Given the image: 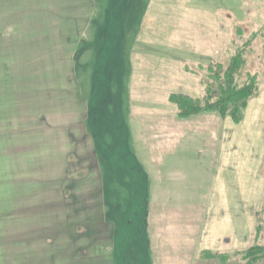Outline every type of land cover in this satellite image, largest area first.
<instances>
[{"label":"rangeland","instance_id":"obj_1","mask_svg":"<svg viewBox=\"0 0 264 264\" xmlns=\"http://www.w3.org/2000/svg\"><path fill=\"white\" fill-rule=\"evenodd\" d=\"M112 3L0 0V264H128L144 239L123 241V228H205L203 195L225 186L253 194L237 212L264 247V0H118L110 16ZM213 10L217 94L258 87L243 124L178 121L169 103L172 93L207 94L172 55L193 50L183 34L194 37ZM117 35L119 57L106 66L102 53ZM166 55L175 81L160 85L153 79L166 74L148 64ZM238 56L241 71L226 82ZM97 113L118 114V132L94 123ZM244 159L242 179L233 163ZM160 191L172 199L148 200ZM245 255L225 263L264 264V253Z\"/></svg>","mask_w":264,"mask_h":264},{"label":"crops","instance_id":"obj_2","mask_svg":"<svg viewBox=\"0 0 264 264\" xmlns=\"http://www.w3.org/2000/svg\"><path fill=\"white\" fill-rule=\"evenodd\" d=\"M209 10V9H208ZM203 12H206L203 11ZM212 14L214 18H210V22L207 25H201L200 29L196 30L195 36H190L189 34H183L182 39H188L190 41H194L193 45H190V48L193 50L184 51V53L172 55L173 58L182 59L179 60L182 66V72L187 73L189 75H194L198 85H201L203 90L207 88L206 85V73L209 68L216 64L217 58V16L216 10H213ZM213 19V21H212ZM208 29V30H207ZM229 46L232 45V38L230 35ZM226 51V50H225ZM228 51L232 52V48L228 49L224 52V55L229 56ZM176 52V51H175ZM179 52V51H178ZM162 54V53H160ZM166 59L154 60L152 63L148 64L151 67H160L161 72L166 74L165 78L161 76H157L156 79H153L156 83L162 85V81L171 82L175 81V78H170L168 72H174L169 69L170 62L169 55H166ZM232 57V54H230ZM156 65V66H155ZM151 72V71H150ZM160 73V72H159ZM195 74H198L196 76ZM161 77V81L158 78ZM158 85H154V88H157ZM164 87H167L164 85ZM172 93L171 95H173ZM186 95V94H183ZM188 96V95H187ZM194 99H202L190 96ZM170 98V97H169ZM256 98L250 99L248 103V107L244 113L243 120L241 124L244 122H249L251 118V114L249 112L251 104L253 100ZM169 103L170 99H169ZM172 104V103H171ZM174 105V104H172ZM255 105V104H253ZM175 106V105H174ZM252 113V112H251ZM253 114V113H252ZM206 116L214 117V120L218 115L216 114H204ZM203 115H199L190 119H180L177 114V120H192L197 121V117ZM254 116V114H253ZM224 121L229 120L234 124V122L230 119H222ZM200 126V124H199ZM195 128H197L195 126ZM199 128V127H198ZM210 128V127H209ZM200 130V129H199ZM215 130V129H213ZM197 132H201L202 130ZM205 131V130H203ZM211 132V130L209 129ZM213 132V131H212ZM213 134V133H212ZM227 152V151H226ZM225 152V162L224 168L227 169V161L229 160L226 157ZM238 163V162H236ZM230 170L231 162L229 160ZM248 161L245 162V159L240 162V164L233 163V173L236 171L237 173H242L241 178H244L248 175ZM247 166V167H246ZM259 180V179H258ZM154 193H151L148 197L149 201H167L172 198H168L163 192H156L155 198ZM253 195V194H252ZM252 195H242L238 193H227L226 186L222 189L220 188V192L217 191V187L215 190H211L208 196L203 195L204 201L207 202V216L205 218L204 224L205 228H151L150 222L149 227L144 228V234L142 235V228H123V234L129 233V237L122 235V240L131 242L132 236L134 234H139L142 240L144 239V247L145 254H143L141 248H136L138 253H134V256L130 258L127 257L128 264H227L230 263L231 260L227 263L225 261L219 259L218 256H230L236 253L247 252L249 249L262 246L263 243L261 240L254 238V233L257 231L255 228H250V223L248 221L249 217L242 213H238V205L241 211H246L248 208L247 202ZM48 209L51 204V201H56L55 194L53 197L48 196ZM264 197V196H263ZM173 199H182V198H173ZM190 200L195 202L202 201V195H196ZM262 200V198L260 199ZM234 201H239V203H234ZM149 204V203H148ZM245 206V208H244ZM194 207V206H193ZM52 208V207H51ZM244 208V210H242ZM53 209V208H52ZM150 213V211H149ZM201 220V219H199ZM51 228V227H50ZM115 233V232H114ZM128 243L130 245L131 243ZM124 249L127 248V244H122ZM263 247V246H262ZM211 254L210 257H205L206 254ZM118 261V264H123L121 262V258ZM113 264H116L115 261Z\"/></svg>","mask_w":264,"mask_h":264},{"label":"trees","instance_id":"obj_3","mask_svg":"<svg viewBox=\"0 0 264 264\" xmlns=\"http://www.w3.org/2000/svg\"><path fill=\"white\" fill-rule=\"evenodd\" d=\"M241 56L236 57L235 61L231 59L230 66L225 71L224 80L232 83L234 76H237L242 68ZM223 67L222 65H220ZM222 68H220L221 72ZM217 65L211 66L206 73L207 94L203 99H194L190 96L183 94H173L170 96V102L178 107V116L180 119H190L204 114H216L222 119L230 118L234 123L239 124L242 122L244 113L248 107L250 99L255 97L257 92V85L251 86L247 82L242 87L230 86L228 88L221 87L220 92L217 94L216 84L218 82ZM220 76V75H219ZM254 78V76H252ZM251 78V79H252ZM221 80V79H219ZM250 80V79H249ZM230 83V85H231ZM214 91L211 92V89ZM213 98L215 100L213 101ZM247 255H258L264 253V247L257 246L249 249ZM211 254H206L205 257H210ZM220 260L226 261L228 256H218ZM258 259L253 262L256 263Z\"/></svg>","mask_w":264,"mask_h":264},{"label":"bare ground","instance_id":"obj_4","mask_svg":"<svg viewBox=\"0 0 264 264\" xmlns=\"http://www.w3.org/2000/svg\"><path fill=\"white\" fill-rule=\"evenodd\" d=\"M118 0H113V3L111 5V11H110V16H112L113 11L115 9L116 3ZM109 27V26H108ZM120 36L117 35L115 38V43L113 45H109L107 46L103 53H102V57H101V61L108 66L109 64L113 63V61H116L119 57V52H120ZM120 41V42H119ZM101 119L104 121H107L109 123L107 130L112 132V133H116L118 132L119 128L118 125L115 123L117 121L120 120V116L118 114L114 115V116H110V115H103V114H94L92 120L94 121V123H97V121ZM129 160H131V158L129 157Z\"/></svg>","mask_w":264,"mask_h":264}]
</instances>
